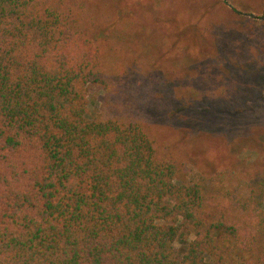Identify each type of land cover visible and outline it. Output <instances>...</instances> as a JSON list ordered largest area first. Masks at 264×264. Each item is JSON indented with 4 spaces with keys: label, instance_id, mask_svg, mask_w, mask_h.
I'll return each instance as SVG.
<instances>
[{
    "label": "trees",
    "instance_id": "obj_1",
    "mask_svg": "<svg viewBox=\"0 0 264 264\" xmlns=\"http://www.w3.org/2000/svg\"><path fill=\"white\" fill-rule=\"evenodd\" d=\"M74 16L0 0V264H264L255 189L205 188L130 113L86 117L104 74Z\"/></svg>",
    "mask_w": 264,
    "mask_h": 264
},
{
    "label": "rangeland",
    "instance_id": "obj_2",
    "mask_svg": "<svg viewBox=\"0 0 264 264\" xmlns=\"http://www.w3.org/2000/svg\"><path fill=\"white\" fill-rule=\"evenodd\" d=\"M62 2L101 52L86 117L130 113L205 188L255 189L264 211V0Z\"/></svg>",
    "mask_w": 264,
    "mask_h": 264
}]
</instances>
